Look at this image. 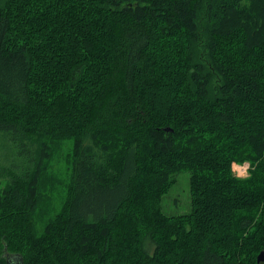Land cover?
<instances>
[{"label":"trees","instance_id":"trees-1","mask_svg":"<svg viewBox=\"0 0 264 264\" xmlns=\"http://www.w3.org/2000/svg\"><path fill=\"white\" fill-rule=\"evenodd\" d=\"M0 179V264H255L264 0H0Z\"/></svg>","mask_w":264,"mask_h":264},{"label":"rangeland","instance_id":"rangeland-1","mask_svg":"<svg viewBox=\"0 0 264 264\" xmlns=\"http://www.w3.org/2000/svg\"><path fill=\"white\" fill-rule=\"evenodd\" d=\"M64 154L69 152V144L66 143L61 151ZM56 165L63 172V176H68V165L66 160L57 159ZM55 169V168H54ZM248 165L247 164H234L232 171L237 178H245L248 176ZM63 181V178L62 180ZM59 180V182H61ZM5 185V180L0 179V190ZM63 185L56 186V193H54V202L58 200L57 193L63 190ZM162 211L167 216H174L179 214H187L191 209L190 193H189V177L187 172H182L175 176V182L167 193L162 197Z\"/></svg>","mask_w":264,"mask_h":264},{"label":"water","instance_id":"water-1","mask_svg":"<svg viewBox=\"0 0 264 264\" xmlns=\"http://www.w3.org/2000/svg\"><path fill=\"white\" fill-rule=\"evenodd\" d=\"M264 260V251H261L257 256V262ZM8 264H22V259H16L14 262L9 261Z\"/></svg>","mask_w":264,"mask_h":264},{"label":"flooded vegetation","instance_id":"flooded-vegetation-1","mask_svg":"<svg viewBox=\"0 0 264 264\" xmlns=\"http://www.w3.org/2000/svg\"><path fill=\"white\" fill-rule=\"evenodd\" d=\"M261 251H264V249H262ZM261 251H260V252H261ZM260 252H259V253H260ZM259 253H258V254H259ZM258 254H257V256H258ZM257 256H256V258H255V264H264V260H260L259 262H257Z\"/></svg>","mask_w":264,"mask_h":264}]
</instances>
